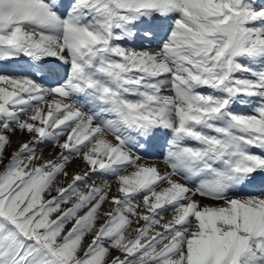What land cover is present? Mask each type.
<instances>
[{
  "label": "rangeland",
  "instance_id": "1",
  "mask_svg": "<svg viewBox=\"0 0 264 264\" xmlns=\"http://www.w3.org/2000/svg\"><path fill=\"white\" fill-rule=\"evenodd\" d=\"M143 1L144 7L150 5L154 11L164 8L161 4L172 6V2L164 3L165 0ZM195 1L198 3V0L190 2L193 16L190 11L187 12L190 23L181 24L184 37L180 36V45L173 51L183 62L176 73L187 88L201 87L205 93L209 89L211 97L203 95L204 102L197 114L204 125L216 128L215 134L203 140L209 144L210 155L224 163L220 170L230 171L224 173L223 179L226 180L252 164L251 156L246 151L251 145L264 144V102L257 106L254 113L245 116L239 114V118L231 119V108L237 107L238 101L246 105V94L251 92L240 86L241 80L237 81L241 79L238 57L242 55L244 59L254 44L247 25L251 18L245 11L248 8L245 0H221L222 9L215 8L211 2L200 9L195 6ZM115 2L119 6L118 11L122 12H116L118 18L132 14L129 8H139L141 3L138 2L142 1ZM186 3L189 4V1ZM52 6L63 7L66 12L64 26L68 30L72 52L70 55L67 51L65 55L70 61L83 74L88 73L87 78L91 81L96 80L97 72L107 75L115 86V94L120 88H130L132 77L128 75L126 65L114 57L110 59L113 55L108 56L117 52L116 48L110 46V36H120L111 29L120 24L114 18L115 5L112 0H89L84 3L73 0H0V61L22 58L25 47L29 48L30 62H25L27 67L38 66L39 58L45 60V52L26 46L20 33L26 31L31 38L44 37L47 33L41 32L42 29H47L49 33H52V29L56 30L57 23L47 12ZM95 6H99L100 10L97 15L90 11ZM152 13L146 22H141L140 27L144 23L149 25L152 16L157 14ZM217 13H227V18H213ZM173 17L167 15L164 20L168 22ZM98 19L105 20V27H108L103 29V26H97ZM129 19L127 16L120 20ZM103 20L99 24H103ZM203 20H206V24ZM133 29H136L134 32L139 31V27ZM47 37L51 39L49 35ZM207 39H210L209 43L198 42ZM203 45L213 49L212 56L208 51L199 52L204 50L200 48ZM41 46H46V43L43 42ZM203 55L205 61L199 73L188 75L192 70L190 68L199 65L195 63V57ZM100 65L105 67L99 71L97 68ZM34 69L36 67L32 71ZM156 69L162 73L167 71L163 66ZM249 69V72L256 73L254 68ZM5 70L0 71V211L18 223L26 234L52 247L68 264H159L175 255L186 240L187 230L195 228L199 230L197 240L200 246L195 264H264V225L260 224L257 230L248 234L246 244L239 245L235 240L229 247L226 246L229 242L225 234L227 229L221 228L220 245L225 246L224 250L227 251L223 256H217V245L212 246V238L208 237L209 230L203 227L198 208L181 212L180 200L170 198L156 202L157 185L151 176L133 187L123 184L121 176L130 165L127 162H119L111 157L105 159L102 152L94 162L81 157L92 143L90 136L79 140V135L78 138L69 135L67 131L71 120L54 125L55 112L50 114L49 124L42 122L40 116L43 114L42 105L46 103L45 95L34 84L30 83L27 87L16 85V80L26 77L22 72ZM200 79L204 82L197 86ZM135 80L141 83V75L135 76ZM208 82L212 87L206 85ZM71 85L73 83L67 84L70 92ZM72 95H75L73 91ZM111 95L109 89L105 98ZM154 103L157 105L156 101ZM149 105V100L143 102L145 109ZM37 107H40L39 113L32 116ZM222 128L226 132L222 133ZM186 133L192 132L188 130ZM80 136L83 137V134ZM236 160L239 161L238 169L237 164L228 166V161L233 164ZM65 168H77L85 174L77 181H69L67 176H62ZM220 180L223 181L221 177ZM103 192L114 195V199L103 205L106 197L103 200L95 199ZM138 204L143 207L141 214L144 216L134 220L133 213ZM161 215H169L168 228L155 231L153 226ZM218 226L223 227V224ZM173 234L175 238L169 240ZM191 249L194 252L198 250L194 247ZM182 261L183 257L180 256L174 264H181ZM0 264L60 263L45 248L25 241L0 219Z\"/></svg>",
  "mask_w": 264,
  "mask_h": 264
},
{
  "label": "bare ground",
  "instance_id": "2",
  "mask_svg": "<svg viewBox=\"0 0 264 264\" xmlns=\"http://www.w3.org/2000/svg\"><path fill=\"white\" fill-rule=\"evenodd\" d=\"M136 1H142L138 2L141 3V6L139 8L134 7L136 9L129 8V11L133 15L139 16H142L143 13L149 14L141 22H146L148 17L153 14L152 12L159 15L161 10V13L171 12V14L153 15L149 25L144 23L141 27V22H131L132 27L128 25V29L131 30L124 28L127 41L121 42L114 37L109 38L110 46H115L118 51L114 54H108V56L113 55L110 58L117 57L122 64L126 65L128 75L132 77L130 88L127 90L118 89V94H115V86L109 81L107 75L97 72L95 73L96 80L91 81L87 78L88 73L83 74L80 68L75 66L73 61H70L71 59L65 55L67 51L70 55L72 52L67 35L68 30L63 26L65 24V12L58 11L54 7H49L47 10L50 13V18L57 23L56 30L52 29V33L46 32L51 39L47 35L44 37L35 35L36 37L32 36L31 38L26 31H21L20 37H22L24 44L34 47L39 52H45L46 56H44V61L40 58L37 59L43 67L42 71L34 69L30 72L31 76L24 77V79L19 78L15 84L21 87H27L30 83L34 84L37 90L39 89L45 95L46 103L42 105L43 114L40 116L42 122L49 124L50 114L55 112L57 115L54 125L71 120L70 129L67 131L69 135L73 134L76 138L79 135V140L87 139L86 137L90 136L92 143L86 152L81 154V157H87L91 159V162H94L102 152L105 159L111 157L119 162H127L130 165L121 176L123 184L133 187L147 176H151L157 185V192L154 196L156 202L170 198L180 200L182 202L181 212H188L191 209L193 211L194 207L198 208L203 227L209 230L210 235L208 237L212 238V246L217 245L215 247L218 248L215 249L216 255L221 257L227 251L224 250L225 246L220 245L221 236L219 232L221 228L227 229L225 234L229 237V242L226 246L229 247L231 242H235V240H238L239 245L246 244L248 234L257 230L260 224L264 225V193L261 191L260 194L248 197L245 195L248 190H241L251 184L264 182V146L255 145L249 149L252 153V164L227 188L222 186H227V183L219 178L215 182L211 181L203 185L206 180L203 179L204 172H207L210 177L213 171L214 175V170L208 166V163L214 165L218 163L208 154L206 143L202 138L209 137V134H213L215 131H211L200 123L197 113L201 108L200 105L204 102L203 94L200 92V88H187L177 76L176 72H179V66H182L183 62L173 52L180 45L178 43L180 36L184 37L180 28L185 22H189L187 12L191 9L190 2L194 0H165L164 3L172 2V6L161 4L164 8H160L158 11H154L150 5L144 7L143 0ZM152 1L161 2L164 0ZM187 1L189 4L186 3ZM220 1L198 0V3L195 1V6L203 9L208 2H211L214 4L213 6L220 7ZM252 7L253 11L260 9L256 4H253ZM260 14V12L254 14L258 18H256L257 20L253 18L254 20L249 23L251 29L249 27L248 32L251 33L257 47L264 48V18ZM167 15L182 19L179 20L180 23L171 32L169 38L165 34L167 20L164 18ZM191 15L193 16V13ZM217 15L220 16L221 14ZM224 18H227V14ZM203 22L205 23L206 20ZM135 26L139 27V31L134 32L133 27ZM118 31V28L115 29V32ZM153 34H157V39H153ZM209 37L211 38L213 35H209ZM209 40L207 39V41ZM43 42L46 43L44 47L41 46ZM253 47V51H255L253 55L263 56L260 63L252 65L256 73L249 72L250 69L245 70V66L241 69L242 74L246 77L245 80L248 81L242 82V84L253 89V93L250 94L252 102L243 107L242 105L235 107L234 113H239L242 110L253 112L255 105L264 101V82L259 84L256 82L257 76L261 74L259 72L261 66L264 67V52L263 49H258L256 45ZM27 49L29 48L25 47V56L21 59L0 61V71L1 69L23 70L24 64L22 63L29 62ZM203 49L205 50V48ZM253 55L250 54L251 57ZM199 59L200 61L197 62L202 63L203 60ZM159 66H163L167 71L162 73L156 69ZM104 67V65H100L97 69L102 70ZM190 69L192 70H189L188 75L198 73L197 69ZM247 73L251 76H247ZM53 74L57 75L60 82L54 83L52 81ZM137 75H141V83L135 80ZM72 83L70 92L67 90V84ZM109 89H111L112 95L107 99L105 94ZM72 91L75 95H72ZM146 100H149L150 103L148 109L143 106V102ZM155 101L157 105H155ZM40 107H37L31 115L37 116L36 113H39ZM138 109H140L139 113H137ZM145 110H149V112H145ZM236 116V114L232 115L233 118ZM187 129H190L192 134L187 135ZM130 131L131 134H137L139 138H129L128 132ZM81 134L83 137L80 136ZM12 140L16 141L15 139ZM84 174L85 172H81L77 168L71 170L65 168L62 172V176H67L69 181L75 179L77 181ZM194 177L200 181L197 188L189 184V180ZM105 197L106 201L102 203L103 205L114 199V195L106 192L96 195L95 199L103 200ZM142 210L143 207L138 204L133 213L134 220L144 216L141 214ZM2 216L5 217L6 214L3 213ZM168 223L169 215H161L153 226V230L160 231L168 228ZM219 224H223V227L218 226ZM14 226L17 232L26 239L32 238L23 234L19 225L15 224ZM198 234V229L187 230L183 246L175 255L169 256L167 260L159 264H174L175 259L180 256L183 257L181 264H195V260L197 261L199 257L198 247L200 248L197 240ZM173 238H175L174 234L169 237V240ZM34 240L41 242L38 238ZM191 247L198 250L194 252ZM223 250L224 252H222ZM52 254L55 253L52 252Z\"/></svg>",
  "mask_w": 264,
  "mask_h": 264
},
{
  "label": "crops",
  "instance_id": "3",
  "mask_svg": "<svg viewBox=\"0 0 264 264\" xmlns=\"http://www.w3.org/2000/svg\"><path fill=\"white\" fill-rule=\"evenodd\" d=\"M22 230H23V229H22ZM44 244H45V243H44ZM48 247H50V246H48ZM50 248H51V250H53L52 247H50ZM53 251L55 252V250H53ZM19 253H21V252H18V254H19ZM55 253H56L57 255H59L57 252H55ZM59 256H60L61 258H63L61 255H59Z\"/></svg>",
  "mask_w": 264,
  "mask_h": 264
}]
</instances>
